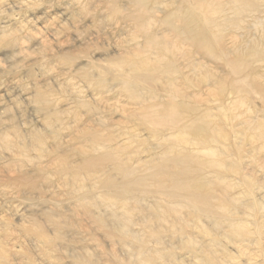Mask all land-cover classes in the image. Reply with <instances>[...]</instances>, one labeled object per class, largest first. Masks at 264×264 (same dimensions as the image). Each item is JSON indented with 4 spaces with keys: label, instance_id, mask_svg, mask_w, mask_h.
Returning <instances> with one entry per match:
<instances>
[{
    "label": "rangeland",
    "instance_id": "obj_1",
    "mask_svg": "<svg viewBox=\"0 0 264 264\" xmlns=\"http://www.w3.org/2000/svg\"><path fill=\"white\" fill-rule=\"evenodd\" d=\"M116 3L124 6L125 0ZM120 18L106 0H0V131L8 129L7 141L14 144L7 149L0 142V264H264V148L258 139L244 141L257 162L253 175L225 180L235 183L236 203L228 208L236 230L204 218L201 227L208 233L188 227V238L176 235L171 214L159 221L132 210L130 231H123L111 225L110 209L78 200H118L104 196L102 172L84 176L79 149L88 150L86 136L100 131L98 123L108 136L124 134L120 142L134 135L133 148L158 152L163 144L150 123L137 121L132 100L117 82L90 67L95 61L128 71L122 59L134 40L143 39ZM186 49L196 56L195 49ZM209 62L211 71H223L220 63ZM37 91L51 92L62 121L54 122L38 105ZM248 103L253 110L247 114L264 124L259 100ZM21 145L27 146L22 153ZM115 173L109 175L119 177ZM90 211L110 224L100 226ZM142 241L149 253L137 254Z\"/></svg>",
    "mask_w": 264,
    "mask_h": 264
},
{
    "label": "bare ground",
    "instance_id": "obj_2",
    "mask_svg": "<svg viewBox=\"0 0 264 264\" xmlns=\"http://www.w3.org/2000/svg\"><path fill=\"white\" fill-rule=\"evenodd\" d=\"M106 2L143 40H134L122 59L128 71L95 61L90 67L98 77L109 74L117 82L119 92L132 100L137 121L150 123L163 144L158 152L133 148L134 135L120 142L124 134L108 136L103 122L98 123L100 131L86 136L89 153L84 146L79 149L84 176L102 172L104 196L118 200L96 203L90 195L78 200L83 206L110 209L111 225L123 231H130L132 210L159 221L171 214L176 235L188 238L187 228L203 226L204 218L216 227L228 222L236 230L228 208L236 203L231 192L235 183L225 180L255 171V155L245 152L244 141L258 139L264 148V124L247 114L253 110L248 100L256 97L264 115V0H125L126 7L117 0ZM186 47L195 49L196 56ZM206 59L223 65V71L218 66L219 71H211ZM82 74L89 76L88 71ZM197 74L202 76L198 80ZM50 93L37 91L38 105L60 121L59 104ZM7 135L8 129L1 130L0 142L11 149ZM34 137L42 144L39 134ZM26 148L21 145L19 152ZM145 152L149 156H142ZM111 171L119 177L109 175ZM88 214L100 226L110 224ZM201 230L208 233L206 227ZM142 246L143 241L137 254L147 251Z\"/></svg>",
    "mask_w": 264,
    "mask_h": 264
}]
</instances>
